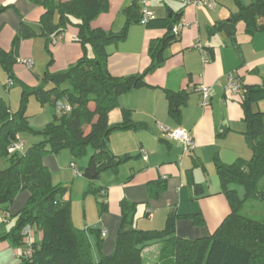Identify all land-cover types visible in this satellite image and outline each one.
<instances>
[{"label": "crops", "instance_id": "obj_1", "mask_svg": "<svg viewBox=\"0 0 264 264\" xmlns=\"http://www.w3.org/2000/svg\"><path fill=\"white\" fill-rule=\"evenodd\" d=\"M107 1V11L100 14L91 27L113 34L126 27L123 39L105 48L107 69L114 77L141 74L151 63L149 43L163 38L166 30L146 28L136 22L127 25L126 10L136 4L140 8L137 0ZM214 1L216 7L208 10L205 7L186 6L174 0H148L149 10L157 19L172 18L175 25L184 22L187 27L180 31L175 42L165 48L162 65L145 76L147 86L120 95L117 106L108 113L107 122L114 126L123 122V110L129 112L128 119L134 127L113 131L109 135L107 147L116 157L131 158L120 165L116 172L101 173L96 180L99 193L94 195L93 204L85 207L81 200V212L80 208L79 212L74 210L72 205L73 226L81 230H98L103 256L113 253L120 227L122 201L136 204L134 228L141 231L161 230L167 216L174 213L179 216L175 223V237L187 240L208 237L230 211L226 199L220 194L215 163L229 166L239 160L248 161L251 152L244 139L247 123L241 108L242 94H230L225 90V82L226 77L232 74L241 86H264V31L249 35L245 33L244 23L239 20L235 23L233 37L223 31L210 35L209 28L230 19L241 7L249 6L254 0ZM4 6L10 7L0 13V49L7 52L8 44L18 32L20 24L26 23L36 30L44 10L28 0H0V8ZM73 22L77 23L78 20L73 19ZM77 34V28L69 26L50 47L52 64L45 67L49 72L66 70L82 57L84 50L75 41ZM40 41L43 43L44 39ZM22 45H31L33 48L38 47L40 42L34 38L22 41ZM86 51L92 56L90 47ZM29 56L34 58L33 51L25 57ZM22 57L24 55L19 49L17 59ZM13 80V85L8 87L7 76L3 84L4 92L0 89V97L6 103L9 99L11 112H14V95L9 91L14 86ZM203 87L211 93L206 107L200 105ZM165 92H184L187 95L177 120L168 113ZM6 93L10 95L8 99ZM27 104L25 116L33 130H41L56 114L52 106L48 108V105H40L33 97L28 99ZM30 107L36 110V114L29 112ZM90 107L93 108V105ZM252 110L264 113V101L253 104ZM36 118L39 120L32 123ZM40 125L43 127L39 128ZM159 126L188 131L194 140L193 150L184 152L178 141L165 140ZM18 137L21 141V136ZM36 139L39 137L21 142L27 147L39 141ZM43 164L50 172L53 184L55 176L58 178L57 184H69L71 191L75 188L86 190L91 184L83 177V180L75 178L79 175L71 168L73 163L70 154L47 155ZM83 166L86 167L84 162ZM6 167V159L0 158V170ZM148 184L155 187L163 185L164 189L156 198H152ZM99 196L104 198L103 203L106 204L103 213L99 212ZM5 212L9 214L4 208L0 209V214ZM195 216L202 218L203 222L195 223L191 219ZM2 225L5 224L0 223ZM7 231L5 227L0 238ZM102 232H105L103 236ZM169 243L163 240L144 246L141 263L147 264L155 260L156 256L155 263H162L168 253ZM15 248L7 239L0 240V264H22L18 263L22 261L21 253ZM153 250H156L155 254Z\"/></svg>", "mask_w": 264, "mask_h": 264}, {"label": "trees", "instance_id": "obj_2", "mask_svg": "<svg viewBox=\"0 0 264 264\" xmlns=\"http://www.w3.org/2000/svg\"><path fill=\"white\" fill-rule=\"evenodd\" d=\"M28 1L44 11L36 30L21 23L11 42V50L5 52L0 49V65L9 80L13 79V67L17 63L21 41L36 37L44 39L49 57L48 67L52 64L51 41L61 36L67 27L73 26L78 30L75 41L82 46L84 53L66 70L51 73L47 68L41 86L23 88L18 111L11 112L0 97V158L6 159L8 164L0 170V209L7 210L18 193H29L25 207L13 216L15 224L0 240L7 239L17 247L22 245L20 233L25 226L36 225L41 230L42 237L39 244L33 245L32 257L22 259V264H142L143 247L163 240L170 242L168 253L162 263L154 264H264V213L259 221L240 214L246 203L259 202L264 205V113L252 110L253 104L264 101V86H241V108L247 123L244 139L251 157L248 161L239 160L229 166L215 163L220 194L226 199L230 210L215 231L208 237L195 240L177 238L175 223L179 216L174 213L167 216L163 229L141 231L134 228L136 204L122 201L120 227L113 253L103 256L99 231L93 228L81 230L73 226L70 203L63 199L67 188L52 183L43 159L64 149L69 150L73 157H80L90 147L93 154L86 167L82 171L75 168L91 183L103 172H116L120 165L131 158L116 157L107 147L113 131L134 127L128 119L129 112L123 110V122L114 126L108 124L107 116L117 106L120 95L147 86L145 76L162 65L165 48L177 39L172 33L175 22L172 18L154 17L149 20L144 25L146 28L166 30L163 38L153 40L148 45L150 65L141 74L114 77L107 69L105 48L122 40L126 27L117 34L91 27V23L107 11V0ZM9 7H1L0 13ZM126 13L127 25L139 23L141 15L137 4ZM73 19L78 22L74 23ZM239 20L244 23L245 33L249 35L264 31V0H254L249 6L241 7L230 19L209 28L208 32L212 35L223 31L233 37L235 23ZM87 47H90L92 56L88 55ZM165 95L168 113L177 120L187 95L184 92H165ZM30 97L40 105L49 104L56 111L53 120L38 131L29 127L25 116ZM57 104L68 106L70 111H58ZM85 128L89 129L87 133L84 132ZM21 133L41 139L27 147L24 145L22 153L8 154L9 144L16 141ZM232 185L244 187L242 198L231 188ZM89 189L91 193H99L98 190ZM148 189L151 197L156 198L164 186L148 184ZM105 205L99 203L100 213L105 212ZM5 213L7 218L3 224L10 219V214ZM191 219L197 224L203 222L202 218L196 216Z\"/></svg>", "mask_w": 264, "mask_h": 264}, {"label": "rangeland", "instance_id": "obj_3", "mask_svg": "<svg viewBox=\"0 0 264 264\" xmlns=\"http://www.w3.org/2000/svg\"><path fill=\"white\" fill-rule=\"evenodd\" d=\"M32 25V24H31ZM34 27V26H33ZM68 28V27H67ZM15 36V35H14ZM13 36V38H14ZM13 38L11 39V42L13 40ZM42 38L40 37H36L35 40L36 42H40V45L37 47V46H34L33 48L31 47V45H27V46H21V42L19 43V49L21 51V53H23L24 57H22V59L18 58L17 59V63L14 65L13 67V81H14V86L10 89V93H12L14 96H12V98H14L13 100V111L16 112L19 110L20 108V99H21V92L23 90V88H33V87H39L41 86L42 84V76L44 74V71L47 69L45 68L47 63H48V54L45 50V46H44V42L41 43V40ZM11 42L10 44H8V50L7 52H9L11 50ZM33 51L34 53V58H30L29 57H25L27 56L28 54H30L31 51ZM31 59L34 63V67L33 69L29 70L25 67V65L23 64V60L25 59ZM7 80V74L6 72L4 71V69L1 67L0 65V89L4 92V89H3V84L4 82ZM27 83V84H26ZM32 85V86H30ZM49 86H47L48 88ZM16 94V96H15ZM7 93H6V97L7 99L9 98ZM7 106L11 108L10 106V102H9V99L7 101ZM28 105V104H27ZM48 105V108H51L49 107L50 105L49 104H46ZM27 111V109H26ZM36 110H32V108L30 107V113L32 115L36 114L35 113ZM25 115H26V112H25ZM33 116L31 118V120H33ZM39 118H36V120H34L32 123H35V121H38ZM35 125V124H34ZM39 128L40 127H43V126H38ZM42 129V128H41ZM88 128H85L84 129V132H86ZM21 136V141L22 142H26L27 139L31 138V137H34V135H30V134H27V133H21L20 134ZM41 137H39V139H36V140H40ZM29 141V140H28ZM24 144V143H23ZM25 145V144H24ZM63 153H66V154H70L71 156V161L72 163H74L78 170L79 171H82L83 169V162L87 165L88 162H89V159L91 157V155L93 154V150L88 147L87 149V152L80 156V157H73V155H71L70 151L67 150V149H64L62 150L61 152H59L58 154H63ZM57 154V155H58ZM8 166V164H7ZM72 170V169H70ZM78 171V177H75V178H78V180H83L82 179V176L81 174L79 173ZM60 178V177H59ZM58 179L56 176L54 177V180H55V184L54 185H60L62 187H66V195L63 197L64 200L66 201H69L70 203V208L72 209V205H73V209L78 211L79 212V208H80V202L82 200V202L84 203L83 205L86 207L87 205H91V203L93 204L94 202V195H96V193H91L90 192V189L87 188L86 190H83L81 191L80 188H75V190L73 189L71 191V186L69 184H57L56 180ZM98 185L99 183L97 181H93L91 182L90 184V188L91 189H94L96 190L98 188ZM75 187H76V183H75ZM231 188L235 189L238 196L239 197H243L244 196V187L241 186V185H232ZM82 193V194H81ZM28 195L29 193L27 191H23V192H20L17 194V196L15 197V199L13 200V202L11 203V205L9 207H7V211L9 212L10 214V219H9V223L5 224V225H2L0 226V233H3V230L5 227L8 228V230L10 229L11 225H14L15 224V218H13L14 215H16L18 212H20L24 207H25V204H26V201L27 199H25V197L28 198ZM81 195V197H80ZM81 198V199H77V198ZM73 199V200H72ZM99 203H103L104 202V198L100 197L99 196V200H98ZM80 212L83 210V208H80ZM263 213H264V205L262 203H259V202H250V203H246L244 205V207L242 208V210L240 211V214L245 216V217H248L250 219H253V220H256V221H259L262 219V216H263ZM40 242V235H37L35 237V243L36 244H39ZM16 251L21 253L25 250V245H20V246H17L16 248ZM154 254L156 253V250H153ZM146 262V260H145ZM157 262V256L155 258V260H152L150 262H148L147 264H151V263H155ZM18 263H22V261H18Z\"/></svg>", "mask_w": 264, "mask_h": 264}, {"label": "built area", "instance_id": "obj_4", "mask_svg": "<svg viewBox=\"0 0 264 264\" xmlns=\"http://www.w3.org/2000/svg\"><path fill=\"white\" fill-rule=\"evenodd\" d=\"M140 5V15L141 18L139 20V23L141 25H145L149 20L153 19L155 17L154 13H152L149 10V3L148 0H137ZM177 2H180L186 6H193V7H205L208 10H213L216 7V2L214 0H174ZM187 27V24L184 22H179L178 24L174 25L172 27V33L176 36L180 33V31ZM60 39L59 37L54 38L51 41V45L55 44L56 41ZM23 64L27 69H32L33 67V61L31 59H25L22 61ZM13 85V82L11 80L8 81L7 86L11 87ZM225 90L228 91L230 94L233 95H241V85L240 83L235 79V77L232 74H229L226 77L225 82ZM210 90L208 88L203 87L201 89V97L202 101L200 105L202 107H206L208 105V101L210 98ZM56 109L61 112H69L70 108L68 106L56 105ZM159 129L161 131V134L165 140L168 141H178L183 148L184 152H190L194 148V140L191 134L181 128L176 129H169L164 126H159ZM24 151V144L19 140V138L16 139V141L9 144L7 148L8 154H14V153H22ZM144 155L143 159L145 160V153H142ZM71 168L75 171V173H78L76 170L74 164H71ZM7 214L1 213L0 214V223H4L6 221ZM105 232L101 233V236L104 235ZM21 241L22 245H25V250L21 252L20 256L22 259H30L32 257L33 253V245L35 244V237L37 235H40V239L42 237V232L39 230V228L36 225H27L21 230Z\"/></svg>", "mask_w": 264, "mask_h": 264}]
</instances>
